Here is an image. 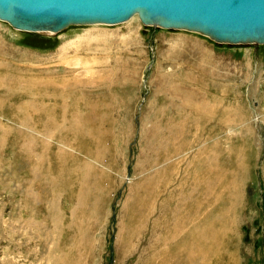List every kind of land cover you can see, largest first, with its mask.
<instances>
[{
	"label": "rangeland",
	"instance_id": "374dc122",
	"mask_svg": "<svg viewBox=\"0 0 264 264\" xmlns=\"http://www.w3.org/2000/svg\"><path fill=\"white\" fill-rule=\"evenodd\" d=\"M0 264H264V44L0 19Z\"/></svg>",
	"mask_w": 264,
	"mask_h": 264
},
{
	"label": "water",
	"instance_id": "95a60500",
	"mask_svg": "<svg viewBox=\"0 0 264 264\" xmlns=\"http://www.w3.org/2000/svg\"><path fill=\"white\" fill-rule=\"evenodd\" d=\"M144 25L197 32L219 43L264 44V0H0L17 30L58 33L71 25Z\"/></svg>",
	"mask_w": 264,
	"mask_h": 264
},
{
	"label": "bare ground",
	"instance_id": "6f19581e",
	"mask_svg": "<svg viewBox=\"0 0 264 264\" xmlns=\"http://www.w3.org/2000/svg\"><path fill=\"white\" fill-rule=\"evenodd\" d=\"M136 16V15H135ZM138 16V15H137ZM134 17V16H133ZM132 17V18H133ZM139 17V16H138ZM130 20V19H129ZM127 22V21H126ZM120 24V23H119ZM94 25H96V24H94ZM179 30V29H178ZM188 31V30H187ZM192 32V31H191ZM43 33H51V34H53V33H55V32H43Z\"/></svg>",
	"mask_w": 264,
	"mask_h": 264
}]
</instances>
